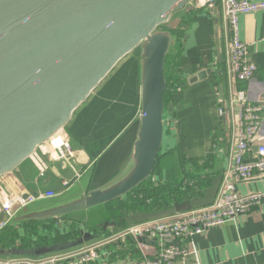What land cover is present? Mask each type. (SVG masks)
I'll return each mask as SVG.
<instances>
[{"label":"water","instance_id":"water-1","mask_svg":"<svg viewBox=\"0 0 264 264\" xmlns=\"http://www.w3.org/2000/svg\"><path fill=\"white\" fill-rule=\"evenodd\" d=\"M193 1L204 3L0 0V193L9 202L22 188L58 192L28 202L10 217L0 205V230L16 228L22 234L31 223H49L114 201L125 202L131 192L152 178L158 158L177 146L174 155L179 158L182 154L187 160L182 177L192 169L195 176L210 177L198 197H184L166 208L136 212L124 225L117 226L115 221L108 220L100 224L99 233L82 229L78 237L63 242L24 247L18 238V243L0 246V258L34 260L65 254L102 242L107 232L114 234L135 223L184 213L215 201L229 166L233 141L229 67L220 5L200 14L210 16L213 29L209 51L196 52L195 61L201 68L188 75L183 68L187 95L200 96L208 92V87L211 89L216 121L209 133V147L201 158L203 162L211 161L210 167L199 165L203 170H197L183 150L178 133L177 117L180 124L181 112L193 105H174L173 101L166 104L165 98L168 57L181 53L183 65L184 60L194 63L189 51L196 47L188 43L196 35L197 25L192 20L199 15L192 11L199 8ZM188 15L191 21L179 37L174 31ZM178 37L181 50L177 48ZM129 57L136 63L140 88L136 118L118 136L109 137L101 148L95 143L86 146L90 155L86 167L77 170L71 166L73 176L59 177L58 189L50 185L51 178L46 185L47 175L37 178L34 167L41 162L34 158L37 150L55 142L70 148L72 137L68 127L77 111ZM47 160L51 158L47 156ZM39 236H43L41 231Z\"/></svg>","mask_w":264,"mask_h":264},{"label":"crops","instance_id":"crops-1","mask_svg":"<svg viewBox=\"0 0 264 264\" xmlns=\"http://www.w3.org/2000/svg\"><path fill=\"white\" fill-rule=\"evenodd\" d=\"M240 26L242 39L248 46L249 59L258 67L253 78L241 86L246 89L251 102H264V10L241 15ZM225 27L226 24L224 34L228 53L229 37ZM201 31L200 42H198L196 26V35L188 43V45L194 44L196 48L190 49L189 55L192 50L195 51V57L197 50L206 54L212 46L213 29L210 16H205V25ZM184 62L185 65L182 63L181 68L185 67L187 75L201 68L195 60L194 63L187 60ZM179 63H181L180 60ZM135 65L136 63H121L94 92L97 94L91 96L90 100L93 98L95 100L90 106H84L77 111L72 122L73 125H71L74 134L70 139V147L74 153L69 163L74 162V165L71 163L68 165L63 160H53L50 157L49 172L44 180L46 185L49 184L48 179L51 178L50 185L52 188L58 189L59 177L73 176L71 166L77 170L86 167L90 160V155L85 150L86 146L91 147V144L95 143L97 148H101L109 137L113 134L118 136L121 131L126 130L132 124L137 116L140 100ZM185 90L186 86L183 91V101L190 103L193 107L186 112H181L180 124L179 117H177L178 133L182 139L183 150L187 152L189 158H202L209 147V133L215 126L213 121L215 108L211 100V89L208 87V92L195 97L187 95ZM196 98H198V102H195ZM82 128L87 129L84 131ZM174 136L173 134L172 139ZM58 143L60 142L45 146L52 151ZM261 144H264V114L260 132L252 145V152ZM65 148L69 149L64 146ZM250 155L251 153H248V156ZM34 167L36 168L35 165ZM56 177L59 179L55 180ZM237 186L243 194L264 190V174H256L248 180H239ZM31 190L39 191L35 188H31ZM28 191L30 192L29 189ZM34 194L40 193L30 192V195ZM172 242L186 246L190 250L195 249L196 255L193 254L185 264H264V203L246 215L222 226L212 227L203 234H194L188 240ZM158 248L159 241L156 240L150 242L145 250L150 256H153ZM102 262L103 259L90 264H102ZM174 264L184 263L179 260Z\"/></svg>","mask_w":264,"mask_h":264},{"label":"built area","instance_id":"built-area-1","mask_svg":"<svg viewBox=\"0 0 264 264\" xmlns=\"http://www.w3.org/2000/svg\"><path fill=\"white\" fill-rule=\"evenodd\" d=\"M193 4L203 10L220 5L229 37L228 85L233 114V141L229 166L224 171V178L213 204L165 218L135 223L109 234L100 243L65 254L34 260L0 258V264H90L101 259L102 264H174L179 260L185 264L193 254L196 255L195 249L190 250L172 241L191 239L194 234H203L212 227L222 226L264 203V190L243 194L237 186L239 180H248L256 174H264V144L252 152V145L262 126L264 102H251L246 89L241 86L253 78L258 67L249 59L248 46L242 39L240 26L241 15L264 10V0H207L204 3L193 1ZM73 153L72 147L64 149L63 145L58 146L55 153H47L46 160L47 156L54 157L55 160H70ZM248 153L251 155L248 156ZM49 167L43 169L40 162L37 178L45 177ZM64 185L65 188L69 186L67 183ZM30 192L40 193L41 197H51L58 193L56 190ZM30 192L22 188L9 202L5 199L2 201L0 193V205L4 212L10 217L20 207L35 200L36 196L30 195ZM25 195L28 197L25 198ZM129 238L138 241L142 258L110 261V252L106 246ZM156 240L159 241V248L150 256L145 247Z\"/></svg>","mask_w":264,"mask_h":264},{"label":"flooded vegetation","instance_id":"flooded-vegetation-1","mask_svg":"<svg viewBox=\"0 0 264 264\" xmlns=\"http://www.w3.org/2000/svg\"><path fill=\"white\" fill-rule=\"evenodd\" d=\"M201 12L203 11L197 9L192 11V14L193 13L199 14L198 17H194L192 20L197 25L196 33L199 39L198 42H200V38H201V32H202L201 28L205 25V17L200 15ZM190 19L191 18H189V15L186 16V18H184L181 21L178 30L174 31V33H177L178 36L180 37V35L182 34V29L185 27L186 23L191 21ZM177 48L181 50L182 48L181 40L178 41ZM180 54L181 53H178L175 56H169L166 64V73L168 80L167 89L165 93L166 104H169L171 101H173L174 105H181L182 102H184L183 91L186 86V81H185L186 77L182 74L183 73V68H181L182 63H179ZM190 55L192 56V58H194V60H196L194 50L190 52ZM213 121L215 122V116H213ZM176 149L158 158L153 176L149 180L152 188L167 186L171 183L173 186L175 187L179 186L183 190L185 188V184L186 186L189 185V187L195 186L197 190H200V186H198L200 182H198V180L190 179L192 176L194 177L195 171H193V169L191 170L190 174H187L184 177H182V174L185 171V165L187 163V160L186 157L182 154L179 155V158L175 156L174 151ZM168 161L174 162V167L177 169L178 172V175L172 177L171 180L170 178H168V175L172 167L168 166L167 164ZM190 161L193 163L195 167H197L198 171L203 170L202 167H198V166L199 165L205 166L206 163L203 162L201 158H191ZM122 203H123L122 206L118 205L120 207L119 208L120 216L110 219L112 221H115L117 226L124 225L125 223L130 222L131 214H134L136 212L146 211V210L138 209V206L136 205L137 203L135 202H130L131 203L130 204L126 200L125 202ZM82 229L88 231L92 230L95 233H99L101 231L100 223L97 222L95 224H92L91 218L86 213V214H75L70 217H64L62 219L52 220L49 223H31L27 227H25L22 234L19 232L18 237L20 239V245L24 247L30 246L31 244L40 245L42 244L41 242L51 244L53 242H59V241L76 238L80 235V231ZM40 231L41 233H43L42 238H39Z\"/></svg>","mask_w":264,"mask_h":264},{"label":"trees","instance_id":"trees-1","mask_svg":"<svg viewBox=\"0 0 264 264\" xmlns=\"http://www.w3.org/2000/svg\"><path fill=\"white\" fill-rule=\"evenodd\" d=\"M202 10V9H197ZM211 161L205 163V167H210ZM190 179L198 180L200 190L196 188L188 187L187 191H184L179 186H162L152 188L150 181L142 184L127 198V202H135L140 210L154 211L169 206L171 202H178L184 197H198L202 194L203 189L207 186L206 181L210 179L209 176H192ZM202 183V184H201ZM195 191L196 193H192ZM114 204L122 206V201H115ZM131 204V203H130ZM111 206V205H110ZM91 232H93L91 230ZM18 231L16 228H7L0 230V246H10L18 242ZM39 238H42L41 236ZM67 241V240H64ZM63 242V241H59ZM40 245H48L49 243L41 242ZM55 243V242H53ZM106 249L110 252L109 260L112 262L119 261L121 259H141L142 253L139 249L138 241L134 238H129L123 242L110 243L106 246Z\"/></svg>","mask_w":264,"mask_h":264},{"label":"rangeland","instance_id":"rangeland-1","mask_svg":"<svg viewBox=\"0 0 264 264\" xmlns=\"http://www.w3.org/2000/svg\"><path fill=\"white\" fill-rule=\"evenodd\" d=\"M136 55V54H135ZM134 55V56H135ZM133 56V57H134ZM122 63H134V61H132V58L129 57L127 59H125ZM97 94V92L94 94V96ZM93 96V97H94ZM95 100V98L93 99H89L81 108H83L84 106L88 107L90 106V104ZM80 108V109H81ZM87 124H90V123H87ZM73 125V124H72ZM89 126V125H88ZM68 128H70V134H71V137H73V134L74 132L71 130L72 126H69ZM87 129V128H86ZM85 128H82V130L86 131ZM169 134V132H168ZM166 163V162H165ZM168 166L172 167L170 169V173L168 175V178H170V180L172 179V177H175L178 175V172H177V169L174 167V162L173 161H168L167 162ZM165 167V165H164ZM159 182V181H158ZM172 184L170 183L169 185L167 186H171ZM166 187V186H165ZM185 187H186V184H185ZM192 188H196L195 186L192 187ZM192 193H196L195 191H192ZM187 197V196H186ZM115 202V201H114ZM114 202L110 203V204H106L105 206H100V207H97V208H94L92 209L91 211L87 212L88 216L91 218V223L92 224H95L97 222H99L100 224L101 223H105L106 221L112 219V218H115V217H118L120 216V213H119V204H114ZM111 205V206H110ZM119 213V215H118ZM86 214V213H85ZM27 227V226H26ZM88 231V230H87ZM109 231H111V228L109 229ZM91 232V231H90ZM110 233L107 232V235H109ZM43 237V236H42Z\"/></svg>","mask_w":264,"mask_h":264},{"label":"bare ground","instance_id":"bare-ground-1","mask_svg":"<svg viewBox=\"0 0 264 264\" xmlns=\"http://www.w3.org/2000/svg\"><path fill=\"white\" fill-rule=\"evenodd\" d=\"M202 2H205L206 0H201ZM194 5V4H193ZM195 6V5H194ZM61 145V142L60 143H58L57 144V146L55 147V149L54 150H52V151H50L45 145L44 146H42L40 149H38L37 150V156L36 157H34V158H37V159H39L40 158V161H41V166H42V168L44 169V168H48L50 165H49V162H47V160H46V155H47V153L49 152V153H55V151H56V149L58 148V146H60ZM52 159L53 160H55V158L54 157H52ZM36 161V160H35ZM38 161V160H37ZM63 161L64 162H66V163H69V160L68 159H63ZM35 166H36V168H38V166H39V162H37V163H35L34 164ZM18 194V193H17ZM16 195V194H15ZM2 196V195H1ZM33 196H36V199H40V198H43V197H41L40 196V194H34ZM4 197L2 196V201H4ZM213 204V203H212ZM211 205V204H210ZM125 228V227H124ZM123 228V229H124ZM122 229V230H123ZM2 259H4V258H2ZM121 260H125V259H121Z\"/></svg>","mask_w":264,"mask_h":264}]
</instances>
